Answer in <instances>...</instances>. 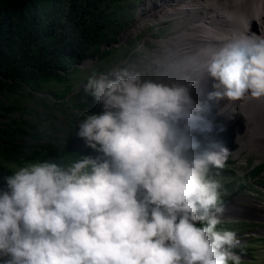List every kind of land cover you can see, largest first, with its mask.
<instances>
[{
    "label": "clouds",
    "instance_id": "9594fccd",
    "mask_svg": "<svg viewBox=\"0 0 264 264\" xmlns=\"http://www.w3.org/2000/svg\"><path fill=\"white\" fill-rule=\"evenodd\" d=\"M227 32L206 67L218 79L210 96H264V33ZM120 63L83 85L102 109L78 120L92 153L28 161L0 180V264H242L214 172L232 150L196 135L213 128L198 81Z\"/></svg>",
    "mask_w": 264,
    "mask_h": 264
},
{
    "label": "rangeland",
    "instance_id": "374dc122",
    "mask_svg": "<svg viewBox=\"0 0 264 264\" xmlns=\"http://www.w3.org/2000/svg\"><path fill=\"white\" fill-rule=\"evenodd\" d=\"M146 1H121L118 10L119 15L113 19L114 26L109 27V30H107L109 36L107 35V38L102 39L99 50L91 53L93 57H88L85 61L83 60L85 64L83 61L81 63L72 62L70 66L63 68L62 72L60 70V79L38 76L30 85H17L0 92V143H4V146L11 148H17V145H20L25 150H29L30 147L38 149L37 153L29 155L30 158L18 163H12L7 160L4 154L0 152L1 164L14 170L17 166L28 161L38 159L71 160L78 158V154L80 153L93 152V149L85 144L83 138L76 134L78 120L85 110L97 112L102 110L101 104L89 92L84 90L83 85L86 83L87 78L94 71L96 73L108 71L110 68L116 66L118 62H125L129 66L140 68L146 75L150 76L147 66L151 61L147 59V56L156 49L152 44H155V41L152 43L146 42L143 45V39L147 36L150 38H166L169 36L163 34H166L170 30L162 29L158 31L152 27L155 23L152 24L150 22V24L142 27L134 35L130 36L128 34L126 42L120 47H110V44L116 40V37L125 36L126 33L124 31L129 30L135 23L138 9ZM156 33H159L158 36ZM170 33H173L172 30ZM140 45H143L147 49L144 55L142 53L143 48ZM140 55L143 57L147 55L144 58L147 61L146 65H137V62H135V65L131 64L134 63L135 58L136 61L137 59L141 61L143 57ZM157 70L160 72L166 71L162 66H159ZM164 72H161L160 76ZM155 76H159V73ZM236 120V118L233 119L231 123L232 127L229 131H235L236 134L226 143V146L229 150H232L231 154L238 150L246 152L249 166L245 169L237 168L239 169L240 176L234 173V170H237L236 168H231L227 165L223 167L226 170L223 168L214 169V172L218 171L219 178L223 184L222 202L225 204L231 200L235 203L233 205H245L248 202H253L260 205L264 211V183L253 179L259 173H261L259 178H262L264 175V167H262L264 165V158L260 159L254 152L242 147L240 140L246 138L247 134L239 135L236 132ZM215 124L216 122L213 121V127ZM216 126L211 131L197 132L196 135L205 143L212 140L218 142L220 140L224 141L225 136L215 139V135H212V130L214 132ZM237 129L241 130L240 125ZM2 130L8 133H4ZM63 151L78 154L65 156L61 153ZM57 152L60 153L61 157L48 158V154ZM230 158L232 159L229 163L230 165L231 163H236L237 158L234 155H231ZM252 167L255 168L250 173L245 174V171ZM249 175L252 177L253 183L248 187L247 181H249ZM226 213L229 215L224 213L227 221L225 226L235 229L239 237L252 232L254 235V237L246 240H242L243 238H241L245 248L242 255L246 259L249 257L252 260L242 261V264H264V223L256 219H251V222H248L249 215L246 216V214H239L242 218L239 219L234 214H231L230 210ZM254 228H258V230L252 231Z\"/></svg>",
    "mask_w": 264,
    "mask_h": 264
},
{
    "label": "bare ground",
    "instance_id": "6f19581e",
    "mask_svg": "<svg viewBox=\"0 0 264 264\" xmlns=\"http://www.w3.org/2000/svg\"><path fill=\"white\" fill-rule=\"evenodd\" d=\"M202 3L189 5L187 2L177 0H147L139 7L135 23L125 31L122 40H126L128 34L134 35L150 22L167 19L176 25L175 31L166 38L147 36L143 39V45L155 41V44H152L156 49L146 55L151 61L147 66L150 76H155L157 73L160 76L164 71L160 72L157 68L162 66L166 70V73H163L165 78L187 77L197 80L193 95L207 102L210 110L218 106V113H222V121L229 123L233 117L236 118V132L239 135L247 134L246 138L240 140L242 147L263 159L264 96L253 97L249 94L247 104L238 112L225 111L221 103L223 100L222 104H225L226 97L220 99L221 97L211 95L212 100L207 99L211 84L218 82V79L210 75L206 67L213 53L225 43L226 36H232L227 31L236 33L241 28H246L250 32L264 33V0H208L204 6ZM182 18L187 20L184 21ZM145 57L141 61L134 59V63L131 64L135 65L137 62V65H146ZM215 97L219 100L216 101ZM207 115L210 119L214 116L211 112ZM220 125L221 123L216 126L213 134L218 131ZM239 125L241 130L237 129ZM233 204L226 205L225 212L230 210L231 214H238L243 211L240 206ZM250 208L257 211L256 220L264 223L262 208L254 203H251Z\"/></svg>",
    "mask_w": 264,
    "mask_h": 264
},
{
    "label": "trees",
    "instance_id": "16d2710c",
    "mask_svg": "<svg viewBox=\"0 0 264 264\" xmlns=\"http://www.w3.org/2000/svg\"><path fill=\"white\" fill-rule=\"evenodd\" d=\"M121 1L0 0V92L30 85L38 76L60 79V70L99 50L102 39L109 36L107 30L114 26L113 19L119 15ZM3 144L0 152L12 163L38 151ZM57 156L61 157L60 153L48 154V158ZM12 171L0 163V180Z\"/></svg>",
    "mask_w": 264,
    "mask_h": 264
},
{
    "label": "built area",
    "instance_id": "2783aa9c",
    "mask_svg": "<svg viewBox=\"0 0 264 264\" xmlns=\"http://www.w3.org/2000/svg\"><path fill=\"white\" fill-rule=\"evenodd\" d=\"M118 41L121 43V44H123V43H125V40L123 39L122 40V35L119 37V39H118ZM136 59V58H135ZM121 64H123V63H120L119 65H121ZM64 70V69H63ZM61 72H62V70H61ZM218 84V82H213L212 84H211V87H210V89H209V91H208V93H209V97L207 98V99H211L212 100V97L210 96V93H213V90H214V92H216L218 89H217V87H216V85ZM248 96H249V93H245V95L244 96H242V97H240V98H238V99H234V100H232V99H230V98H228L227 96H222L220 99H224V97H226L225 99H226V101H225V104L223 105L222 103H223V100H222V103H221V106L222 107H224V109H225V111H227V110H231V111H233L234 113L235 112H238L242 107H244V105H246V103L248 102H246V100H247V98H248ZM217 97V96H216ZM214 98L216 101L217 100H219V99H217V98ZM217 107L218 106H215V108H212L209 112H211L214 116H213V118H212V120L213 121H215L216 122V124H215V126L216 125H218V124H220L221 123V125H220V127H219V129H218V131L217 132H215L214 134H213V130H212V135L214 136L215 135V139L216 138H220L221 136L223 137V136H225L224 137V141L223 140H220V143H222L224 146H226V143H228V141L229 140H231V138L233 137V135H235L236 133H235V131L233 132H229L230 130H231V127H232V121H233V119H234V117L231 119V120H229V123H226V122H224V121H222L223 120V117L221 116L222 115V113H218V110H217ZM208 112V113H209ZM214 126V127H215ZM213 127V128H214ZM235 127V126H234ZM202 143H204V144H206L205 142H202ZM227 147V146H226ZM229 147V146H228ZM231 155H234L235 156V158H237L236 159V163H231V165L229 164L230 162H231V158H230V156ZM225 165H227V166H229V167H234V168H242V169H245V168H248V166H249V163H248V156H247V153L246 152H242L241 150H238V151H236L235 153H232L231 154V152H230V154H229V157H228V160L226 161V163H225ZM254 166V165H253ZM224 167H226V166H224ZM253 168H255V167H252L251 169L249 168V169H247L245 172V174H248V173H250V171H252V169ZM226 169V168H225ZM239 169H237V170H234V173H236L237 174V176H240V173H239V171H238ZM233 173V174H234ZM260 175H261V173H259L257 176H254V180L255 181H259V182H263L264 183V175L262 176V178H259L260 177ZM253 182H252V177L249 175V181H247V185H248V187L249 186H251L250 184H252ZM245 187V186H244ZM229 201H231V200H229ZM229 201H227V202H229ZM226 202V203H227ZM231 203H234L233 201H231ZM251 203H253V202H248L247 204H245V205H238V204H236V205H238V206H240L241 208H242V212H240L239 214H246V216H248V222H251V219H256L257 218V211L256 210H254V209H251L250 207H251ZM235 204V203H234ZM254 204H256V203H254ZM257 206H259L260 208H261V206L260 205H258V204H256ZM255 211V212H254ZM225 214H227V215H229L228 213H226L225 212ZM239 219H242V218H239ZM256 221V220H255ZM257 222V221H256ZM237 223H243V222H237ZM229 228H230V226H229ZM258 230V228H254V230H252V231H257ZM250 237H254V235H253V232L252 233H248V234H244V236H242V237H240V238H243L242 240H246V239H248V238H250ZM243 256V260L242 261H252L251 260V258H249L248 256V259H246L245 258V256L244 255H242Z\"/></svg>",
    "mask_w": 264,
    "mask_h": 264
},
{
    "label": "water",
    "instance_id": "95a60500",
    "mask_svg": "<svg viewBox=\"0 0 264 264\" xmlns=\"http://www.w3.org/2000/svg\"><path fill=\"white\" fill-rule=\"evenodd\" d=\"M230 203H231V201L225 203V204H224V207H225L226 205L230 204ZM234 216L237 217V218H241L240 215H239V213H238V214L235 213Z\"/></svg>",
    "mask_w": 264,
    "mask_h": 264
}]
</instances>
